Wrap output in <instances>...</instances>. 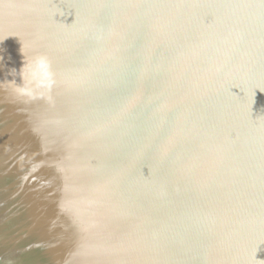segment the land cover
I'll return each mask as SVG.
<instances>
[{"label": "water", "instance_id": "obj_1", "mask_svg": "<svg viewBox=\"0 0 264 264\" xmlns=\"http://www.w3.org/2000/svg\"><path fill=\"white\" fill-rule=\"evenodd\" d=\"M22 44L0 264H264V0H0V82Z\"/></svg>", "mask_w": 264, "mask_h": 264}, {"label": "clouds", "instance_id": "obj_2", "mask_svg": "<svg viewBox=\"0 0 264 264\" xmlns=\"http://www.w3.org/2000/svg\"><path fill=\"white\" fill-rule=\"evenodd\" d=\"M21 52L25 57L23 67L19 73L15 68L10 69L8 75L14 78L19 75L22 84H17L16 80L13 79L0 82V86L7 84L16 96L28 101L44 98L57 83L51 60L44 54L29 55L23 44Z\"/></svg>", "mask_w": 264, "mask_h": 264}]
</instances>
